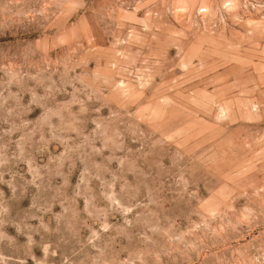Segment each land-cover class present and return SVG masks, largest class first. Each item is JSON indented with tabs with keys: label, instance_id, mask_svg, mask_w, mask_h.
Returning <instances> with one entry per match:
<instances>
[{
	"label": "rangeland",
	"instance_id": "1",
	"mask_svg": "<svg viewBox=\"0 0 264 264\" xmlns=\"http://www.w3.org/2000/svg\"><path fill=\"white\" fill-rule=\"evenodd\" d=\"M0 264H264V0H0Z\"/></svg>",
	"mask_w": 264,
	"mask_h": 264
}]
</instances>
